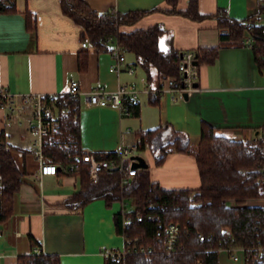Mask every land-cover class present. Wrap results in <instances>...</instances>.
Listing matches in <instances>:
<instances>
[{
  "label": "crops",
  "instance_id": "crops-1",
  "mask_svg": "<svg viewBox=\"0 0 264 264\" xmlns=\"http://www.w3.org/2000/svg\"><path fill=\"white\" fill-rule=\"evenodd\" d=\"M85 1L98 12L112 8L150 10L165 3V0ZM14 2V11H0V90L5 87L19 94H59L72 80L79 82L82 91L100 87L114 91L121 83L147 82L146 72L132 52L126 54V62L117 71L108 50H96L91 45L82 47L84 28L63 13L60 0ZM187 3L188 0H179V9H186ZM218 8L227 9L233 18L244 19L258 11V0H199L203 14H213ZM28 11L36 16V28L27 25ZM154 24L166 28L160 45L165 42L167 48L173 45L182 52L196 51L220 43L215 17L198 21L181 13L155 10L144 15L136 27ZM84 50L89 52V66L81 72L78 55ZM129 65L136 67V73L127 71ZM197 69L199 85L192 94L179 100H173L169 93L155 95L158 103L153 104L149 101L152 94L143 93L138 114L130 116H122L113 105L88 104L81 94L80 146L112 152L122 145H135L137 131L170 123L191 136L189 151L180 153L172 149L160 165L155 164L149 149L137 152H143L151 178L161 187H198L201 181L196 152L203 121L214 126L216 134L234 140H249L258 130H264V70L258 69L248 44L223 47L215 62L198 64ZM30 116L31 110L9 118L0 108V133L10 145L31 150L27 153L12 150L19 168L27 172V181L16 196L13 214L2 221L0 264H17L18 257L34 252V247L58 254L61 264H105V251L125 244L115 225L121 200L111 206L103 198L81 208L67 206L64 200L81 188V175L63 171L58 165L57 174L38 177L40 148L27 125ZM247 203L264 205V198L249 199ZM236 253L239 258L234 260L229 249H220V264H245L244 251Z\"/></svg>",
  "mask_w": 264,
  "mask_h": 264
},
{
  "label": "trees",
  "instance_id": "trees-1",
  "mask_svg": "<svg viewBox=\"0 0 264 264\" xmlns=\"http://www.w3.org/2000/svg\"><path fill=\"white\" fill-rule=\"evenodd\" d=\"M64 14L83 26L81 39L89 38L96 50H108L117 42L132 52L146 72L147 82L161 87L164 79L177 76L182 51L173 45L164 49L160 38L166 28L161 24L136 27L147 13L163 11L181 13L201 21L215 17L220 31V43L196 50L198 64L212 63L220 49L245 46L249 38L259 70H264V0H258V11L244 19L230 16L227 9L218 8L213 14L199 10V0H188L184 10L179 0H165L163 6L150 10L118 11L114 8L98 12L85 0H60ZM14 0H0V11H14ZM27 25L36 28V16L27 12ZM112 38V41H109ZM89 66V52L78 55V69L85 72ZM152 94L150 102L158 103ZM59 111L63 141L69 147L59 145L55 137L45 138L42 152L52 157L63 171L75 156H82L80 146L79 97L61 93L54 99ZM139 106L135 114H138ZM139 150L149 149L157 165L163 163L172 149L185 153L190 150L192 138L170 123L136 132ZM30 152L28 148L10 145L0 133V222L14 211L16 196L27 181V172L17 165L12 150ZM97 157L112 158L115 152H98ZM200 185L196 188H163L154 181L150 172L142 170L128 183L121 184L118 169H103L100 179L93 183L89 166L85 162L78 173L81 188L64 202L71 208H81L89 202L103 198L107 206L125 199L124 215L130 221L123 226V213L115 214L118 233L127 241L130 250L126 264H220L222 248L245 249V264H264V256L257 257L251 247L264 245V205L248 204L249 199L264 198V140H234L216 134L214 126L203 121L196 152ZM235 199V205H228ZM129 202V203H128ZM130 205V207H128ZM141 216V220L137 216ZM176 228L177 236L170 244V230ZM17 264H61L58 254L32 252L18 257ZM105 264H113L106 259Z\"/></svg>",
  "mask_w": 264,
  "mask_h": 264
},
{
  "label": "built area",
  "instance_id": "built-area-1",
  "mask_svg": "<svg viewBox=\"0 0 264 264\" xmlns=\"http://www.w3.org/2000/svg\"><path fill=\"white\" fill-rule=\"evenodd\" d=\"M112 41V38H109ZM245 42L249 44V38H245ZM82 47H88L90 41L88 37L81 40ZM108 51L113 55L115 59L114 69L121 70V65L126 62V54L128 48L114 42L109 45ZM197 58L195 50H185L182 52L181 60L179 63L178 75L171 76L164 79L165 84L161 87L150 85L148 82H144V85H140L136 82L121 83L119 87L114 91H109L103 87L93 89L91 91H82L80 89L79 82L72 80L68 84V87L63 94H69L74 97H79L81 94L85 95L88 104H94L99 106L113 105L116 106L122 116H130L135 114L136 107L139 106L141 101V95L143 93L161 95L163 93L171 94L173 100H179L185 98V95H190L196 89L194 83L198 81V69L194 64V60ZM127 71L130 74L136 73V67L134 65L127 66ZM147 81V80H146ZM61 93L57 94H45V93H26L19 94L13 93L7 88L0 90V108L4 109L7 117H20L23 112L31 110V116L28 119L27 125L31 135L35 139V143L40 148L39 157L41 159V165L38 177L42 175H55L59 170L58 163L50 156H46L42 152L43 142L46 137H55L59 145L69 147V143L63 141L59 111L56 109L54 99ZM264 140V130H258L254 133L249 140L258 141ZM138 146H120L117 150L115 157L102 158L97 157V151H93L87 148L81 147L82 156H75L74 162H72L68 170L78 172L82 164L85 162L89 166V177L93 183H96L100 179L101 170L118 169L122 175L121 184L128 183L130 179L139 174L142 170L148 169L145 167H135L133 162L136 160L132 156L138 151ZM127 203L125 199L121 200V208L119 211L123 213V226L129 223V219L124 215V206ZM228 205H235V199H228ZM137 218L141 220V216ZM2 229V222H0V232ZM176 228L170 230V244L173 243L177 236ZM129 242V240H127ZM125 241L124 246L120 248H114L105 251L107 259L111 260L113 264H126V258L130 250L127 248ZM231 251V256L234 260L239 258L236 253L237 250L245 249L243 247L226 248ZM251 250L255 252L257 257L264 256V245L251 247ZM34 252H41L40 247H34ZM1 254V250H0ZM201 264V263H199Z\"/></svg>",
  "mask_w": 264,
  "mask_h": 264
},
{
  "label": "water",
  "instance_id": "water-1",
  "mask_svg": "<svg viewBox=\"0 0 264 264\" xmlns=\"http://www.w3.org/2000/svg\"><path fill=\"white\" fill-rule=\"evenodd\" d=\"M182 56V54H181ZM198 59L196 58L194 60V64L198 65ZM195 87H198L199 83L196 81L194 83ZM185 97H187V94L185 95ZM133 158H135L136 160L133 162V166L135 167H149V164L147 163V161L145 160V158L142 156V155H139V154H135L132 156Z\"/></svg>",
  "mask_w": 264,
  "mask_h": 264
},
{
  "label": "rangeland",
  "instance_id": "rangeland-1",
  "mask_svg": "<svg viewBox=\"0 0 264 264\" xmlns=\"http://www.w3.org/2000/svg\"><path fill=\"white\" fill-rule=\"evenodd\" d=\"M162 43H163V44H162L163 48H164V49H167V46H165V44H164L165 42H162ZM136 154L144 155L143 152H142V154H141V152H136ZM128 203H129V202H128ZM128 207H130V205H129ZM221 254H224V253H221ZM226 256H227V254H226ZM244 261H245V259H244Z\"/></svg>",
  "mask_w": 264,
  "mask_h": 264
}]
</instances>
